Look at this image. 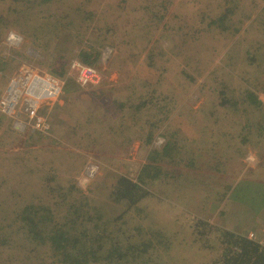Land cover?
<instances>
[{
	"label": "rangeland",
	"instance_id": "1",
	"mask_svg": "<svg viewBox=\"0 0 264 264\" xmlns=\"http://www.w3.org/2000/svg\"><path fill=\"white\" fill-rule=\"evenodd\" d=\"M25 1L0 0V87L24 69L60 78L64 87L39 111L50 126L46 133L21 127L26 118L0 114V224L12 222L27 203L64 216L71 203L87 200L110 216L106 198L114 177L142 180L152 190L141 168L170 140L166 154L155 161L183 177L158 184L160 192L152 191L143 222L172 237L168 248L159 250L163 264H210L224 247L225 231L264 232V213L257 212L261 199L250 197L251 189L258 194L264 184V130L257 133L264 119L248 112L255 123L249 147L243 146L238 135L244 114L223 109L217 97L228 80L238 94L257 82L264 86V1L169 0L160 22L148 21L164 11L154 0ZM231 4L229 22L206 32L207 18L216 20ZM53 15L66 18V26H72L66 34L78 31L81 39L68 35L54 46L51 26L64 25L48 20ZM142 23L152 29H141ZM107 28L116 32L110 33L107 48L99 47ZM199 28L201 39L191 44ZM235 28L239 32L231 37ZM11 33L20 38L17 45L7 41ZM127 37L138 39L136 45L126 44ZM90 49L101 51L93 65L100 71L97 84L81 87L74 76L53 71H60L57 57L72 61ZM250 54L253 66L242 59ZM256 94L264 112V89ZM224 133L234 137L225 139ZM188 214L206 227L189 222ZM0 233V264L47 259L48 250L25 232L12 227Z\"/></svg>",
	"mask_w": 264,
	"mask_h": 264
},
{
	"label": "trees",
	"instance_id": "2",
	"mask_svg": "<svg viewBox=\"0 0 264 264\" xmlns=\"http://www.w3.org/2000/svg\"><path fill=\"white\" fill-rule=\"evenodd\" d=\"M45 1L48 2L49 0ZM192 1L196 2V0ZM28 2L29 1H25V3ZM157 2L158 0H154V4H157L164 11L160 12V15L155 17V20L148 19L149 22L162 21L170 1L160 0L159 3ZM232 8V4L231 6L224 7L223 10L218 13L216 20H212V17H208L205 31L209 32L214 28L220 29V27H223L224 23L226 24L229 22L234 13ZM50 19H58L64 25L61 26L60 23H55L51 26L56 41L54 46L58 45V43H62V39L64 37L67 39L68 35L73 39L80 38L78 31L75 34H66L67 28L69 29V27H72L68 24L67 20L68 26H66L64 22L66 18L57 15L54 16V18L50 16L48 20ZM140 25L142 26L141 29L144 28V26L152 29V27L143 23ZM47 26L48 23L40 26V30H43V28ZM137 27V25L133 27L134 33L138 31ZM71 31L70 29V32ZM107 31L108 32L100 34L102 38H100L99 47L104 46L107 48L105 45H107L110 33L113 36L116 32L115 29L109 30L108 28ZM201 31L202 29L199 28L198 35L196 32L192 33L191 36L195 39L193 38L191 40V44L199 43L198 40L201 39ZM238 32V29L235 28V31L230 33L231 37L237 35ZM137 40L138 39L127 37L126 44L136 45ZM97 47L96 45L95 48ZM100 52H97L96 49L82 51L79 54V58L72 61L57 57V59H61L59 60L61 62L60 71H53L56 75L68 73L70 65L75 61L95 67L93 65L99 57ZM242 59L248 66H253L250 62L255 61L252 54L247 58L242 57ZM3 65L4 63H0V68H2ZM48 67L50 66L48 65ZM227 67L231 69L229 66ZM233 87L236 86H233L232 82L228 80V85L224 84V89L220 88L217 91V97L220 101V107L223 109L228 112L231 110L235 112L240 111L241 114H244V123L240 128L238 140H240L241 145L249 147L250 140L248 141V136L253 133L252 128H254L255 122L251 120L248 112L252 111L254 115H259L264 119V112L261 109L263 103L259 101L256 94V92L264 89V86L260 82H257L254 85L247 86V88L242 87L243 91H241L240 88L239 94V89H233ZM147 103L148 102L145 101L138 104L135 110L140 111ZM123 107L124 105L121 106V109H123ZM246 113L247 116H245ZM263 130L264 127L262 129L261 125L257 129V133L260 134ZM222 137L231 139L234 136H228L227 133H224ZM150 141L151 140L147 139L148 143H150ZM169 142L170 140L167 141L165 147L161 151H154L153 156L148 158L147 164L141 168L140 175L148 179L151 185L153 184L152 190L148 191V189L144 187V182L142 180L133 182L125 176L116 175L114 177L112 185L109 186L108 196L106 198V201L111 204L112 215L106 216L97 206L93 207L89 205L87 200H82L81 204L71 203L64 216L57 214L54 208L39 203H27L16 213L12 222L10 221L6 226L0 224V232L4 230L10 231L12 227H15V232H25L26 237L33 243L46 248L49 252L47 254V259L40 264H46V262L47 264H163L161 258H158V253L160 252L159 250L168 248L169 240L172 237H168L163 230L144 226L145 224L143 222L147 217L145 210L148 201L154 198L152 191L160 192L158 184L165 181L177 182L183 177L180 172H168L164 169L167 166H159L162 164L155 161L156 156L161 157V155L166 154V147ZM191 165H195L193 161H191ZM195 170L196 169H193V171ZM218 171L219 170H217V172ZM224 173L228 174L226 170ZM213 176L217 178V175ZM241 185L242 183L236 188L238 189ZM259 186L260 191L257 189V191H259L258 194L254 192L256 190L251 189L252 192L250 197L252 201L255 200L254 202L261 199L259 200L260 205L257 212L264 213V184H260ZM180 187L184 189L183 185ZM187 216L189 222L206 227L201 218H194L190 214ZM172 223L174 225V223L178 222L172 221ZM256 230L257 229L253 230L254 232H249L247 235L225 231V242L222 243L224 247L221 249L219 256L210 264H264V235H262L264 232L261 234V232H257ZM251 233H253V236H250ZM204 239L206 242L210 241L209 234L206 235Z\"/></svg>",
	"mask_w": 264,
	"mask_h": 264
},
{
	"label": "built area",
	"instance_id": "3",
	"mask_svg": "<svg viewBox=\"0 0 264 264\" xmlns=\"http://www.w3.org/2000/svg\"><path fill=\"white\" fill-rule=\"evenodd\" d=\"M7 41L11 45H17L20 38L11 33L7 36ZM68 75L74 76L81 87L97 84L100 79L97 68L78 61L70 65ZM63 87L64 82L60 78L46 72L24 69L16 79L10 80L5 87H0V114L16 121L26 118L27 122L20 123L21 127L30 126L33 131L46 133L50 126L39 115V111L42 106L56 101Z\"/></svg>",
	"mask_w": 264,
	"mask_h": 264
},
{
	"label": "clouds",
	"instance_id": "4",
	"mask_svg": "<svg viewBox=\"0 0 264 264\" xmlns=\"http://www.w3.org/2000/svg\"><path fill=\"white\" fill-rule=\"evenodd\" d=\"M78 84V83H77ZM79 85V84H78Z\"/></svg>",
	"mask_w": 264,
	"mask_h": 264
}]
</instances>
